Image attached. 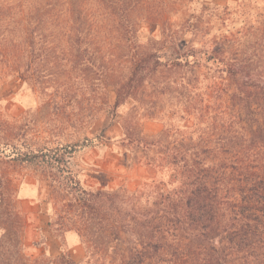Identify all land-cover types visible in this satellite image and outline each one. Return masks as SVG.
<instances>
[{
	"label": "rangeland",
	"instance_id": "obj_1",
	"mask_svg": "<svg viewBox=\"0 0 264 264\" xmlns=\"http://www.w3.org/2000/svg\"><path fill=\"white\" fill-rule=\"evenodd\" d=\"M263 62L264 0H0V264H120L114 217L168 190V144L229 141V94L260 95ZM79 189L103 193V227Z\"/></svg>",
	"mask_w": 264,
	"mask_h": 264
},
{
	"label": "trees",
	"instance_id": "obj_2",
	"mask_svg": "<svg viewBox=\"0 0 264 264\" xmlns=\"http://www.w3.org/2000/svg\"><path fill=\"white\" fill-rule=\"evenodd\" d=\"M230 69L237 79L251 75L242 62ZM257 75L264 83V62ZM247 89L229 94L231 127L237 128L229 141L214 148L204 140L165 146L158 167L167 173L168 190L158 183L145 197L137 192L134 200L143 205L134 217L117 214L109 226L111 235L127 246L119 254L120 264H264V90L247 96ZM59 153L56 148L16 159L51 167L64 162ZM77 191L83 213L103 227L107 211L97 204L103 193ZM60 259L78 264L69 254Z\"/></svg>",
	"mask_w": 264,
	"mask_h": 264
}]
</instances>
